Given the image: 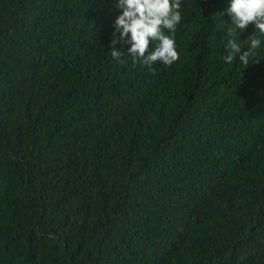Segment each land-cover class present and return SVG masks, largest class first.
Instances as JSON below:
<instances>
[{
	"label": "trees",
	"instance_id": "trees-1",
	"mask_svg": "<svg viewBox=\"0 0 264 264\" xmlns=\"http://www.w3.org/2000/svg\"><path fill=\"white\" fill-rule=\"evenodd\" d=\"M180 2L165 65L111 0H0V264H264V47Z\"/></svg>",
	"mask_w": 264,
	"mask_h": 264
},
{
	"label": "clouds",
	"instance_id": "clouds-1",
	"mask_svg": "<svg viewBox=\"0 0 264 264\" xmlns=\"http://www.w3.org/2000/svg\"><path fill=\"white\" fill-rule=\"evenodd\" d=\"M222 10L230 25L223 60L231 63L235 58L247 66L259 57L255 50L264 47V0H226ZM108 12L111 38L122 45L113 48L114 57L127 52L134 63L158 60L169 65L177 60L174 33L181 22L180 0H111Z\"/></svg>",
	"mask_w": 264,
	"mask_h": 264
}]
</instances>
